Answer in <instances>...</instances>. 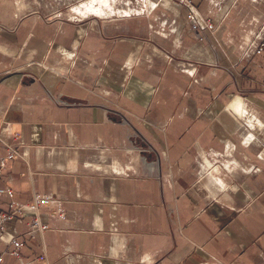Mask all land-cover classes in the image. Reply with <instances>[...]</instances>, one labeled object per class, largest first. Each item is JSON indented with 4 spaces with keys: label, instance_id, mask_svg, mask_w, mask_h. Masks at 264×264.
<instances>
[{
    "label": "crops",
    "instance_id": "1",
    "mask_svg": "<svg viewBox=\"0 0 264 264\" xmlns=\"http://www.w3.org/2000/svg\"><path fill=\"white\" fill-rule=\"evenodd\" d=\"M90 1L0 0V139L23 157L0 184L66 213L42 207L35 238L30 213L0 226L3 264L13 236L27 264H264V52L244 56L264 0ZM192 9L217 29L199 39ZM176 44L195 75L168 63ZM135 142L149 169L126 160ZM228 147L237 165L198 179Z\"/></svg>",
    "mask_w": 264,
    "mask_h": 264
},
{
    "label": "built area",
    "instance_id": "2",
    "mask_svg": "<svg viewBox=\"0 0 264 264\" xmlns=\"http://www.w3.org/2000/svg\"><path fill=\"white\" fill-rule=\"evenodd\" d=\"M176 1V0H170ZM178 2L183 3L185 5H190L189 0H178ZM192 8V7H191ZM188 23L191 27V30L196 33L199 39L201 37V29L205 28L211 32H214L217 29V26L212 23L209 19L200 18L194 9H192L191 13L188 15ZM264 52V37L259 38L257 44L254 43L251 45L245 52L244 56L247 59H250L256 55H260ZM165 56L171 62L175 61L174 53L166 52ZM184 59H178V67L182 70L189 71L191 75H195L198 64L193 62L182 61ZM246 127H249L246 124ZM248 142H252V139L249 136L246 138ZM250 139V140H249ZM246 140V142H247ZM0 146L7 149V156L0 157V178L3 175V170L6 166L7 160H16L18 158H23L22 155L13 147L8 146L3 140L0 139ZM231 148H227L224 154L210 153L207 158H203L198 161V172L197 176L199 179L203 178L206 175H209L212 171H214L217 166L224 165L226 163L228 169L226 171H231L237 165L236 160L233 158L231 153ZM251 171V170H250ZM7 195L10 201V211L9 213L0 212V226L4 227L6 223L13 221L15 218H21L27 216L28 213L32 214L30 222L28 223V232L27 235L31 238H35L37 235H43V233L50 228V226L44 222H42L40 217V209L42 207L51 208V213L53 216H57L61 220L66 219V213L62 206V202L54 198L51 195H34L33 200L30 204H21L16 202L13 199V191L5 186L0 184V196ZM11 246H13L11 255L20 262V264H27L23 260V256L21 250L25 246L23 241L18 240L16 237H11L9 240ZM46 257L42 255L39 257V260H44ZM0 264H3V257H0Z\"/></svg>",
    "mask_w": 264,
    "mask_h": 264
},
{
    "label": "rangeland",
    "instance_id": "3",
    "mask_svg": "<svg viewBox=\"0 0 264 264\" xmlns=\"http://www.w3.org/2000/svg\"><path fill=\"white\" fill-rule=\"evenodd\" d=\"M95 0H91L89 3H87L86 5H85V7H84V9H85V11H86V9H87V11H88V9H91V5L92 4H95V3H93ZM109 1V5L108 6H106L105 8H110L111 7V5L113 4H111V2H110V0H108ZM236 1H239V0H234V2H236ZM94 9H93V11H96L97 9H99L98 8V4L97 5H94V7H93ZM105 8L103 7L102 9H101V12H100V14H102L103 12V9L105 10ZM94 14H96V13H94ZM264 37V22H263V24H262V26H261V29H260V32L257 34V36H256V38L252 41V43H251V45H253L254 43H256L257 44V42H258V40H259V38H263ZM177 47H178V44H176L175 46H174V48L172 49V50H164V56H165V53L166 52H173L174 53V57H175V55H176V50H177ZM257 56V55H256ZM166 57V56H165ZM166 59H167V61H168V63L169 64H176V66H178L177 65V61L178 60H176V57H175V61L174 62H171L170 63V61L168 60V58L166 57ZM182 61H186V62H188V63H190V61L189 60H187V59H184V60H182ZM180 68V67H179ZM181 69V68H180ZM134 151V152H133ZM151 150L149 149V148H147L145 145H143V144H141V143H134L133 145H132V147L128 150V153H126V155L128 156V159L126 158V160H129L130 161V159H132V158H135L133 161H135V162H138V163H140V164H143L142 163V159L144 158L149 164H152L151 162H154V160H151L150 159V155H151ZM224 154V153H223ZM126 156V157H127ZM144 165V164H143ZM145 167L144 168H148L149 169V167H147L146 165H144ZM151 168V167H150ZM199 168V167H198ZM218 169H223V170H227L228 169V167H227V165H226V163L224 164V165H219V166H217V168L214 170V171H216V170H218ZM214 171H212L211 173H213ZM198 172V171H197ZM210 173V174H211ZM198 177V176H197ZM199 179V178H198Z\"/></svg>",
    "mask_w": 264,
    "mask_h": 264
},
{
    "label": "bare ground",
    "instance_id": "4",
    "mask_svg": "<svg viewBox=\"0 0 264 264\" xmlns=\"http://www.w3.org/2000/svg\"><path fill=\"white\" fill-rule=\"evenodd\" d=\"M110 2H111V0H110ZM93 3H95V4H92L91 5V9H88V11L90 12V13H96V14H100V10L103 8V7H106V6H108L109 5V1L108 0H95ZM98 4V8L99 9H97L96 11H93V7H94V5H97ZM84 7H85V4L83 5ZM86 8V7H85ZM86 11H87V9H86ZM88 13V12H87Z\"/></svg>",
    "mask_w": 264,
    "mask_h": 264
}]
</instances>
